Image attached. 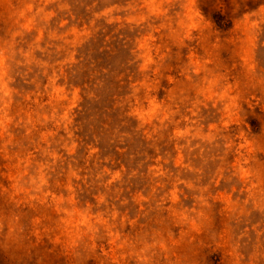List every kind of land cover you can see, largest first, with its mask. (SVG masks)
I'll return each mask as SVG.
<instances>
[{
    "label": "rangeland",
    "instance_id": "374dc122",
    "mask_svg": "<svg viewBox=\"0 0 264 264\" xmlns=\"http://www.w3.org/2000/svg\"><path fill=\"white\" fill-rule=\"evenodd\" d=\"M0 264H264V0H0Z\"/></svg>",
    "mask_w": 264,
    "mask_h": 264
}]
</instances>
